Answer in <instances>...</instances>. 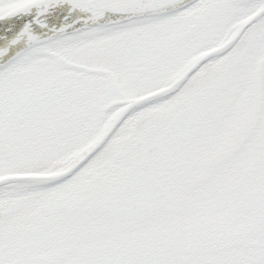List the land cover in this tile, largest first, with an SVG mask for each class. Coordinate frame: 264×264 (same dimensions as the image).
<instances>
[{
    "label": "snow or ice",
    "instance_id": "obj_1",
    "mask_svg": "<svg viewBox=\"0 0 264 264\" xmlns=\"http://www.w3.org/2000/svg\"><path fill=\"white\" fill-rule=\"evenodd\" d=\"M0 264H264V0H0Z\"/></svg>",
    "mask_w": 264,
    "mask_h": 264
}]
</instances>
